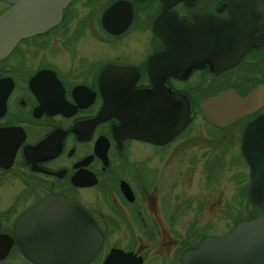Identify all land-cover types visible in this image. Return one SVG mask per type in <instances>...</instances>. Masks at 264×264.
<instances>
[{
  "label": "flooded vegetation",
  "instance_id": "af4514ba",
  "mask_svg": "<svg viewBox=\"0 0 264 264\" xmlns=\"http://www.w3.org/2000/svg\"><path fill=\"white\" fill-rule=\"evenodd\" d=\"M225 90L260 102L218 124L198 105ZM262 113L264 0H0V233L61 196L101 231L95 257L111 238L142 263L155 249L180 264L264 216L241 151ZM254 234L239 264H264Z\"/></svg>",
  "mask_w": 264,
  "mask_h": 264
},
{
  "label": "water",
  "instance_id": "95a60500",
  "mask_svg": "<svg viewBox=\"0 0 264 264\" xmlns=\"http://www.w3.org/2000/svg\"><path fill=\"white\" fill-rule=\"evenodd\" d=\"M257 94L254 90L241 97L225 90L201 100L198 106L209 120L228 124L259 104ZM241 151L248 167L247 196L264 209V113L245 126ZM262 227L264 216L244 220L223 237H208L197 247L186 249L180 264H216L220 252L223 262L239 264L251 258L254 230ZM13 242L31 264H88L101 247L103 236L78 204L61 196H49L17 216L12 236L0 233V261L7 257ZM141 263L140 255L111 247L98 264Z\"/></svg>",
  "mask_w": 264,
  "mask_h": 264
},
{
  "label": "rangeland",
  "instance_id": "374dc122",
  "mask_svg": "<svg viewBox=\"0 0 264 264\" xmlns=\"http://www.w3.org/2000/svg\"><path fill=\"white\" fill-rule=\"evenodd\" d=\"M233 171H235L234 166L230 165L227 168V179H226V196L229 202H232L231 198H232L233 191L237 189L234 180L230 177V173ZM184 217L187 218V216H184ZM229 218L227 217V219ZM111 244H112V239L109 238L107 242L104 243L103 247L100 249L95 259L89 264H98L101 261L102 257L105 255V253L108 251ZM119 245L122 246L121 243H119ZM0 264H31V263H29L28 261H25L23 257L17 251H14L10 255H8L4 260L0 261ZM142 264H171V262L162 260V258H160V253L154 249V250H150V251L148 250L147 252H145L144 262Z\"/></svg>",
  "mask_w": 264,
  "mask_h": 264
},
{
  "label": "trees",
  "instance_id": "16d2710c",
  "mask_svg": "<svg viewBox=\"0 0 264 264\" xmlns=\"http://www.w3.org/2000/svg\"><path fill=\"white\" fill-rule=\"evenodd\" d=\"M16 251L20 254V252H19V250L16 248ZM21 255V254H20ZM22 256V255H21ZM23 257V256H22ZM23 259L25 260V261H27L24 257H23ZM30 263V262H29Z\"/></svg>",
  "mask_w": 264,
  "mask_h": 264
}]
</instances>
